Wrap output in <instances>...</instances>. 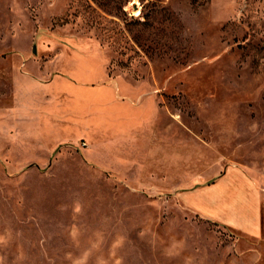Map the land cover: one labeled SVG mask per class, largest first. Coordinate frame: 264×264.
<instances>
[{
	"label": "rangeland",
	"instance_id": "374dc122",
	"mask_svg": "<svg viewBox=\"0 0 264 264\" xmlns=\"http://www.w3.org/2000/svg\"><path fill=\"white\" fill-rule=\"evenodd\" d=\"M0 264H264V0H0Z\"/></svg>",
	"mask_w": 264,
	"mask_h": 264
},
{
	"label": "crops",
	"instance_id": "0c3cea01",
	"mask_svg": "<svg viewBox=\"0 0 264 264\" xmlns=\"http://www.w3.org/2000/svg\"><path fill=\"white\" fill-rule=\"evenodd\" d=\"M231 175L233 177L230 179L228 172L223 174L210 187L199 189L198 195L188 199L190 198L189 200L196 206L214 214L219 222L257 235L260 224L259 195L252 183L241 173ZM205 189L209 190V193L204 194ZM211 192H214V197L211 196ZM205 195L209 200H206ZM240 202L244 205L243 212L238 207Z\"/></svg>",
	"mask_w": 264,
	"mask_h": 264
}]
</instances>
